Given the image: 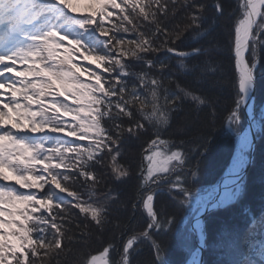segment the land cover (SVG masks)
<instances>
[{"label": "snow or ice", "instance_id": "6c2138e0", "mask_svg": "<svg viewBox=\"0 0 264 264\" xmlns=\"http://www.w3.org/2000/svg\"><path fill=\"white\" fill-rule=\"evenodd\" d=\"M185 7L188 23L180 29L166 23L168 0H0V264H61V254H72L73 264H139L141 239L152 249L144 264H168L165 238L181 210L184 222L195 217L192 228L204 246L200 216L237 195L251 143L240 113L264 64V0H238L229 38L214 48L239 72L226 119L240 151L223 184L203 193L192 187L197 170L184 168L186 142L164 133L184 101L209 103L181 77L223 70L200 40L225 15V0H186ZM208 8L213 15L204 14ZM141 138L137 195L147 221L119 249L111 240L94 246V233L111 223L119 185L131 176L121 162L124 145ZM73 227L78 235H69ZM256 229L250 219L247 247L232 264H264V231ZM177 235L191 251L190 264H202L190 237L179 228Z\"/></svg>", "mask_w": 264, "mask_h": 264}, {"label": "trees", "instance_id": "16d2710c", "mask_svg": "<svg viewBox=\"0 0 264 264\" xmlns=\"http://www.w3.org/2000/svg\"><path fill=\"white\" fill-rule=\"evenodd\" d=\"M186 0H168L169 13L166 23L172 28L183 29L188 21L185 19L189 9L185 7ZM203 3L211 4L212 0H202ZM190 5L191 0H187ZM175 8L176 14H171ZM232 12L233 15H228ZM238 0H225V15L218 18L217 25L210 36L200 40L205 48L209 49L206 54L223 61V70L215 74L199 77L198 73L182 76L192 88L198 90L208 98L209 103L197 107L190 100L184 101L178 111L172 113L170 125L165 129L164 138L173 141H185L184 151L188 153V162L184 165L185 170L195 169L198 172L195 182L192 184L194 190L204 188L217 182L228 165L235 150V137L226 128L228 109L233 106L237 99L238 74L235 71L234 60H225L222 49L214 51L217 42L221 44L228 40L233 20L239 15ZM205 15H213V10L208 8ZM259 26V25H258ZM259 56L264 58V49H260ZM201 57L200 59H203ZM191 63V61H189ZM255 119L261 129L257 131V143L254 158L246 175L243 177L239 194L229 204L209 212L205 218V247L203 251V264H232L238 261L247 247L243 243L245 229L250 219L257 221V233L264 231V225L260 224L264 214V117L260 118V107L264 102V64H259L256 69ZM215 111V116L211 113ZM242 123L244 117L241 109ZM143 138L137 141H127L124 145L122 163L131 166V176L125 183L119 185L121 196L118 201L111 204V223L107 230L101 235L94 233L93 244L99 246L103 241L111 240L117 245V249L133 232H139L147 221L145 210L142 208L138 198V186L140 184V173L138 171L141 163L140 145ZM202 146V147H201ZM111 184V177L106 176ZM166 199V198H165ZM160 200L157 199V204ZM135 205V207H133ZM183 218V211L177 212V228ZM77 218L73 223H79ZM177 228L165 238L167 240L166 259L168 264H185L188 258V250L181 245L177 235ZM78 230L73 227L69 235ZM99 237V239H97ZM259 238L258 236L256 237ZM236 241V247L230 248L229 242ZM72 247L78 248V244ZM138 251L134 254L135 261L144 264L151 258L152 249L146 239H141L136 245ZM114 258H119L117 250ZM50 264H55V260ZM61 264H73V256L69 254L64 258L61 254Z\"/></svg>", "mask_w": 264, "mask_h": 264}, {"label": "bare ground", "instance_id": "6f19581e", "mask_svg": "<svg viewBox=\"0 0 264 264\" xmlns=\"http://www.w3.org/2000/svg\"><path fill=\"white\" fill-rule=\"evenodd\" d=\"M235 71H236V73L238 74V77H239V72H238V70L235 68ZM250 94H251V91H250ZM250 94H249V97H250ZM263 104H264V102H263ZM263 104H262V106H263ZM245 106V108H246V112H247V114H248V116H250L249 118H250V120L252 121V123H253V127L255 128V134H256V136H258L257 135V128H256V126H255V121H256V119H255V114L252 112V109H251V106H252V104H251V102L249 101V99H248V101H247V103L244 105ZM262 106L260 107V109L262 108ZM242 108H243V106H242ZM259 116H261V110H260V114H259ZM258 126H259V128L261 129V126H260V124L258 123ZM245 132H247L248 133V135H249V139H250V141H251V143H250V145H249V147L246 149V150H248V152H250V150H251V145H252V138H251V135H250V129L248 128V126L245 124V126H244V128L242 129V134L243 133H245ZM257 139H258V137H257ZM257 143V142H256ZM256 146V145H255ZM240 151V146H239V142H238V139H237V141L235 142V151H234V157H233V159L237 156V153ZM233 159L231 160V162H229L228 163V165L226 166V168H225V170L223 171V173H222V175L220 176V178L217 180V182L215 183V186H217V185H222L223 184V182H224V180H225V174L226 173H228V171H229V169H230V167H231V165H232V162H233ZM242 170H243V167H241L240 168V170H239V172L237 173V175L239 176V179L241 178V173H242ZM230 178H235V177H230ZM239 180L237 181V184L239 185ZM214 186V187H215ZM237 185H232V187H236ZM221 191H222V189H221ZM219 198V196H217V199ZM229 202V201H228ZM210 206H211V204L209 205V208H210ZM202 216H203V213L201 214V216H200V219H201V221L203 222V231H204V225H205V221H204V218H205V216H204V218H202ZM195 223V217L193 216V218H192V226H193V224ZM192 229V232H193V234H194V237H195V241H196V249H197V244H200V238H199V234H198V232L196 231V230H194L193 228H191ZM204 234H205V232H204ZM206 238V237H205Z\"/></svg>", "mask_w": 264, "mask_h": 264}, {"label": "water", "instance_id": "95a60500", "mask_svg": "<svg viewBox=\"0 0 264 264\" xmlns=\"http://www.w3.org/2000/svg\"><path fill=\"white\" fill-rule=\"evenodd\" d=\"M255 83H256V79H255ZM254 99H255V86L254 88L251 90V94H250V97H249V101L251 102V104H253L254 102ZM243 114H244V118H245V121H246V125L248 126V128L250 129V135H251V138H252V145H251V150L249 152V156H248V163H247V166H245L242 170V173H241V178L247 173L250 165L252 164V161H253V157H254V150H255V145H256V142H257V136L255 134V128L253 127V123L252 121L250 120V116H248L247 112H246V108L245 106L243 105ZM261 117H264V104L261 108ZM241 178L239 179V181H241ZM240 183V182H239ZM220 206L218 207H212L210 206V208L208 207L207 209H205V211L203 212V216L202 218H204V216L211 212L212 210L214 209H217L219 208ZM191 228H192V224H191ZM206 237V236H205ZM204 247H205V238H204V246L203 247H200V244H197V248L200 249V255H199V259L200 261L202 262L203 264V251H204Z\"/></svg>", "mask_w": 264, "mask_h": 264}, {"label": "rangeland", "instance_id": "374dc122", "mask_svg": "<svg viewBox=\"0 0 264 264\" xmlns=\"http://www.w3.org/2000/svg\"><path fill=\"white\" fill-rule=\"evenodd\" d=\"M242 109V108H241ZM242 123V122H241ZM255 123V126H256V128L258 129V122L257 121H255L254 122ZM246 124V122H245V120H244V124H243V126L241 127V131H242V129L244 128V125ZM226 128H227V124H226ZM228 129V128H227ZM234 137H235V142L237 141V137L234 135ZM235 151V150H234ZM244 156H245V161H244V164H243V168L245 167V166H247V163H248V156H249V152H248V150H244ZM233 157H234V152H233V154H232V157H231V159H230V161L229 162H231V160L233 159ZM253 162V161H252ZM251 166V165H250ZM246 175V174H245ZM243 178V177H242ZM241 178V181H240V183H239V191H240V188H241V183H242V179ZM215 186V183L214 184H212V185H209V186H206V187H204V188H201V189H198L199 191H201V193H203L204 192V190H206V189H210V188H213ZM239 191H238V193H237V195L239 194ZM237 195L234 197V199L237 197ZM233 200V199H232ZM232 200H230L229 202H231ZM229 202H227L226 204H228ZM222 206H225V204L224 205H222ZM208 214V213H207ZM206 214V215H207ZM205 215V216H206ZM192 218H193V216H190L189 218H188V220H187V222H184V219L182 218V221H181V224H180V226H179V229H181L182 231H183V233H184V235H187V236H189L190 237V248H191V250H196V241H195V237H194V234H193V232H192V229H191V224H192ZM191 230V231H190ZM178 238H179V242L181 243V245H184L185 246V244H184V242H182V239H181V237L180 236H178ZM186 247V246H185ZM187 249H189L188 247H186ZM191 259H192V255H191V251L190 250H188V258H187V260H186V262H185V264H190V261H191Z\"/></svg>", "mask_w": 264, "mask_h": 264}, {"label": "clouds", "instance_id": "9594fccd", "mask_svg": "<svg viewBox=\"0 0 264 264\" xmlns=\"http://www.w3.org/2000/svg\"><path fill=\"white\" fill-rule=\"evenodd\" d=\"M259 27L264 28V24L260 25Z\"/></svg>", "mask_w": 264, "mask_h": 264}]
</instances>
